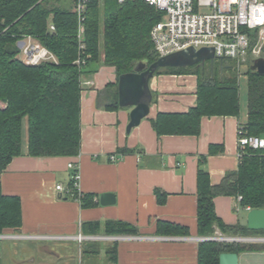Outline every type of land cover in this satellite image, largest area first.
I'll return each instance as SVG.
<instances>
[{
  "label": "crops",
  "instance_id": "0c3cea01",
  "mask_svg": "<svg viewBox=\"0 0 264 264\" xmlns=\"http://www.w3.org/2000/svg\"><path fill=\"white\" fill-rule=\"evenodd\" d=\"M197 78L154 74L149 114L127 131L131 108L106 107L115 99V68L101 65L85 76L78 155L22 154L0 170L2 193L17 196L21 205V226L0 238V264H198V168L209 173L211 184L237 170V128L246 122L247 108L237 116L202 117L197 135H158L152 119L194 106ZM70 161L77 164L78 197L55 188L69 187ZM105 192L114 194V203H100ZM214 206L226 224L246 225L247 211L236 197L217 196ZM166 223L186 234L163 233ZM46 234L62 238L28 237ZM77 234L86 238L78 241ZM111 235L132 237L102 238ZM239 264H264V251L240 254Z\"/></svg>",
  "mask_w": 264,
  "mask_h": 264
},
{
  "label": "trees",
  "instance_id": "16d2710c",
  "mask_svg": "<svg viewBox=\"0 0 264 264\" xmlns=\"http://www.w3.org/2000/svg\"><path fill=\"white\" fill-rule=\"evenodd\" d=\"M75 5L76 0H0V170L22 154L78 155L83 78L107 65L115 68L118 79L120 74L131 71L136 61L145 59L151 63L158 58L149 33L162 13L145 0H87L81 39ZM28 35L52 52L56 61L23 62L16 43ZM204 65L155 71L193 73L198 77L194 106L185 112H159L152 119L158 135H197L202 117L239 114V81L234 63L222 58L208 69ZM245 75V128L248 134L264 136V74L247 70ZM114 98L106 105L108 109L120 107L117 88ZM217 196H241L242 208H264V156L247 150L237 170L227 172L217 184H211L209 173L199 166L197 234L212 236L216 230L233 236L264 233L238 223L226 224L215 211ZM20 226V199L3 194L0 185V234ZM165 226L163 233L186 234L179 225ZM262 251L264 243L202 240L198 243V264H219L222 252L240 255Z\"/></svg>",
  "mask_w": 264,
  "mask_h": 264
},
{
  "label": "built area",
  "instance_id": "2783aa9c",
  "mask_svg": "<svg viewBox=\"0 0 264 264\" xmlns=\"http://www.w3.org/2000/svg\"><path fill=\"white\" fill-rule=\"evenodd\" d=\"M122 2L124 0H118ZM162 13L159 21L150 29V39L157 57L164 56L187 47L199 49L212 47L216 59L232 60L240 78L250 70L252 60L264 58V0H145ZM87 0H76L74 10L79 19L78 37L83 34L82 13ZM49 29L53 30L52 24ZM19 58L26 64L41 61H56L52 52L43 47L31 36H25L16 43ZM82 48L83 45H80ZM247 150L264 156V136L248 134L245 123L237 128V157L240 161ZM113 158V156H111ZM67 168L71 171L72 186L56 184V190L68 196H77L78 169L75 161H70ZM78 197V196H77ZM237 201L241 199L238 196ZM250 210V207L243 208ZM10 236L0 234L1 237ZM33 238L59 239L55 235H28ZM78 241L86 238L82 234L73 236ZM94 237V236H93ZM100 237V236H99ZM132 236H102V238L128 239ZM196 239L220 242L264 243V235H224L218 230L212 236Z\"/></svg>",
  "mask_w": 264,
  "mask_h": 264
},
{
  "label": "water",
  "instance_id": "95a60500",
  "mask_svg": "<svg viewBox=\"0 0 264 264\" xmlns=\"http://www.w3.org/2000/svg\"><path fill=\"white\" fill-rule=\"evenodd\" d=\"M215 60L212 47L195 49L190 46L160 56L151 63L145 59L136 61L132 70L120 74L117 80V102L121 107L131 108L126 130L130 131L149 114L152 101L149 82L158 68L198 66L206 61L212 65ZM250 70L264 74V58L253 59ZM114 200V194L109 192L102 193L99 199L101 204L114 203ZM246 227L249 230H264V208H252L246 212ZM219 264H239V255L236 252H222L219 254Z\"/></svg>",
  "mask_w": 264,
  "mask_h": 264
},
{
  "label": "rangeland",
  "instance_id": "374dc122",
  "mask_svg": "<svg viewBox=\"0 0 264 264\" xmlns=\"http://www.w3.org/2000/svg\"><path fill=\"white\" fill-rule=\"evenodd\" d=\"M102 58H103V55L101 56V59ZM217 60L218 59H216V61ZM230 61H232V60H230ZM204 67L206 69L210 68L209 61L205 62ZM244 71L245 70L242 69L241 75H240V78H239V83H238V85H239V108H240L239 112L241 114H245L246 108H247V77L244 74ZM115 87L117 88V86H115ZM257 235H264V233H260V234H257Z\"/></svg>",
  "mask_w": 264,
  "mask_h": 264
}]
</instances>
